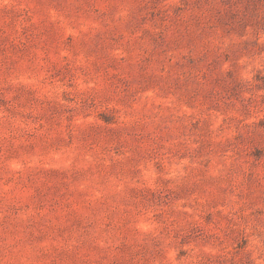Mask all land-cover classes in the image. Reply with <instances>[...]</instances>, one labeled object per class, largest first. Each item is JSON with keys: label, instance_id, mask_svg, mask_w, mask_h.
<instances>
[{"label": "rangeland", "instance_id": "rangeland-1", "mask_svg": "<svg viewBox=\"0 0 264 264\" xmlns=\"http://www.w3.org/2000/svg\"><path fill=\"white\" fill-rule=\"evenodd\" d=\"M0 264H264V0H0Z\"/></svg>", "mask_w": 264, "mask_h": 264}]
</instances>
